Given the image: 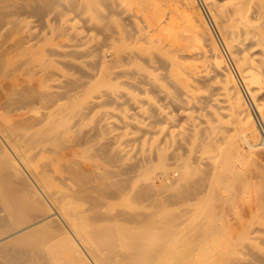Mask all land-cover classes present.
<instances>
[{
	"label": "bare ground",
	"instance_id": "6f19581e",
	"mask_svg": "<svg viewBox=\"0 0 264 264\" xmlns=\"http://www.w3.org/2000/svg\"><path fill=\"white\" fill-rule=\"evenodd\" d=\"M164 1L0 0V264H264V0H201L250 103Z\"/></svg>",
	"mask_w": 264,
	"mask_h": 264
},
{
	"label": "rangeland",
	"instance_id": "374dc122",
	"mask_svg": "<svg viewBox=\"0 0 264 264\" xmlns=\"http://www.w3.org/2000/svg\"><path fill=\"white\" fill-rule=\"evenodd\" d=\"M195 1H196L197 5H198V8H199L200 12L203 13L202 16L204 15L203 18H204V20L206 22V25H207V27H208L211 35H212V38H213V40H214V42L216 44V47L218 48V51L222 55V57H223L224 61L226 62V64L229 66V68L232 71L235 79L237 80L240 88L242 89L241 91H242L243 98L248 103H250L249 100H248L247 95L245 94L242 86L240 85L241 84L240 79L238 78V76H236L237 74H236L235 68H234V66L231 64V62L229 60V56H228V54H227V52H226V50H225V48L223 46V43L221 44L222 41H221V39L219 38V36H218V34L216 32V29H215V27H214V25H213V23H212V21L210 19V16H209L206 8L202 6L201 0H195ZM158 2L161 5L163 18L166 19V23H167L168 27L172 28V31L167 34V38L169 40V39L172 38V36H173V34H175V32H179L180 29H181L182 19H181V16H180V11L177 8H175L174 6L165 3L164 0H158ZM214 29H215V31H214ZM111 51H112L111 49L101 46L100 47V56L106 62H110L112 60V56H113ZM159 104H162V102H159ZM250 107H251V105H250ZM251 109H253V108L251 107ZM131 112L134 113L133 110H131ZM252 113L254 115V111H252ZM253 115L250 118V122L251 123H253V121H254ZM142 120H143L144 123H149L150 122L149 119H147L146 121H145V119H142ZM160 128H161V125H159V124L154 126V129H160ZM261 136L262 135H261V133L258 130V132L255 135L254 142L257 143L259 141V139L261 138ZM240 153H241L240 161H235V165H236V167L238 169H240V171L242 173L241 175L244 178L247 179L249 177L247 179L249 184H250L249 199L251 201V204L254 206V210H255L256 209V204H258L259 202H262V205H264V194L262 193V195H260L258 193L257 189H256L257 186L264 184V147L263 146H259L252 153H250V152H248L247 148L242 145V147L240 149ZM170 175L171 174H169V176ZM154 181H155L156 184L158 183V181L156 179ZM251 189H252V192H251Z\"/></svg>",
	"mask_w": 264,
	"mask_h": 264
}]
</instances>
